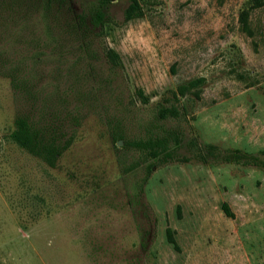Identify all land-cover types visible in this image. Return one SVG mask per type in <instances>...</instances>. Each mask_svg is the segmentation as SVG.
I'll list each match as a JSON object with an SVG mask.
<instances>
[{"label":"rangeland","instance_id":"obj_1","mask_svg":"<svg viewBox=\"0 0 264 264\" xmlns=\"http://www.w3.org/2000/svg\"><path fill=\"white\" fill-rule=\"evenodd\" d=\"M130 2L111 0L87 55L0 32V264H264V169L232 160L264 159V0H137L126 19ZM19 117L54 164L11 137ZM151 132L177 144H129Z\"/></svg>","mask_w":264,"mask_h":264},{"label":"trees","instance_id":"obj_2","mask_svg":"<svg viewBox=\"0 0 264 264\" xmlns=\"http://www.w3.org/2000/svg\"><path fill=\"white\" fill-rule=\"evenodd\" d=\"M110 3L111 0H91L79 12H74L69 0H0V32H7L10 28L13 37H16L24 28L33 26L35 30L33 33L31 32L33 36L26 42L27 44L41 41L47 45L68 41L77 44L79 49L87 55L94 50L95 37L102 34L105 24L112 20L108 13ZM262 4L263 0H250L249 8H256ZM249 8H244L240 12L239 20L241 29L251 34L252 30L248 21ZM124 14L126 19L142 14L137 0H131ZM2 40L6 42V39L2 38ZM90 56L93 57V54ZM105 56L112 67L120 65L119 55L114 49L107 48ZM202 80V78H197L180 85L178 87L179 94L183 95L188 90L190 91L191 88L198 86ZM192 92L196 95L198 90ZM157 113L161 119L177 115L173 106H161ZM41 134L33 123L28 122L25 117H19L15 120V128L11 132V137L31 153L40 156L50 164H54L56 154H59L60 150L55 143L44 141L43 134ZM172 135L174 134L168 132H151L145 138L130 140L129 144L139 150L140 153L149 154L151 158H157L169 149L171 143L177 144V141H170ZM114 139L123 140L124 136L120 133L114 135ZM240 158L245 159L242 161L244 163H252L264 169V159L235 154L232 160L240 162ZM150 168L151 166H149ZM223 209L227 215H233L226 203L223 204ZM168 239L176 246L171 231H168Z\"/></svg>","mask_w":264,"mask_h":264}]
</instances>
